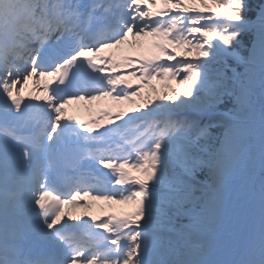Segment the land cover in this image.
Here are the masks:
<instances>
[{
	"label": "snow or ice",
	"instance_id": "snow-or-ice-1",
	"mask_svg": "<svg viewBox=\"0 0 264 264\" xmlns=\"http://www.w3.org/2000/svg\"><path fill=\"white\" fill-rule=\"evenodd\" d=\"M0 264H264V0H0Z\"/></svg>",
	"mask_w": 264,
	"mask_h": 264
},
{
	"label": "rangeland",
	"instance_id": "rangeland-1",
	"mask_svg": "<svg viewBox=\"0 0 264 264\" xmlns=\"http://www.w3.org/2000/svg\"><path fill=\"white\" fill-rule=\"evenodd\" d=\"M154 7H155V9L162 8L163 4H157ZM132 47H134V46H132ZM136 49H142L143 51H145L147 53V55H151L156 51L154 48H152L150 46V44H145V46L141 47V48L136 47ZM180 51H182V49H180ZM152 83L155 84L156 89H157V93H159V94H163L165 91L169 90V89H166L164 87L165 81L163 79L158 78L157 80L152 81ZM171 84L173 87H177V88L181 89V85L177 84L176 80H173ZM146 90H147L146 94H148L149 89L146 88ZM130 107H132V105L129 102L123 101V102L118 104L117 111H121V110L126 111ZM112 208H113V210L115 209V211L117 212L116 213L117 216H119L120 212H124L125 215H127V213L132 212L134 210L133 205L122 204V203H115Z\"/></svg>",
	"mask_w": 264,
	"mask_h": 264
},
{
	"label": "bare ground",
	"instance_id": "bare-ground-1",
	"mask_svg": "<svg viewBox=\"0 0 264 264\" xmlns=\"http://www.w3.org/2000/svg\"><path fill=\"white\" fill-rule=\"evenodd\" d=\"M29 80H32V78H30ZM34 82H35L36 84H38L37 81H32V82L30 81V83H28L27 85H23V84H22L23 91L27 92L28 95L31 96V97H35V93L38 94L37 91H34V90H33V88H34ZM38 85H40V84H38ZM40 88H41V87H40ZM39 94H41V93L39 92ZM74 102H75V101H74ZM75 103H76V107H77L79 110H82V109L84 108V106H85L81 101H76ZM79 209H80V208H78V209H76V210L72 209L71 211H70L69 209H66V210L64 209V210H65V212H66L69 216H75V215H80L79 213L76 212L77 210L80 212ZM87 209H89V207H88ZM87 209H86V210H87ZM69 218H71V217H69Z\"/></svg>",
	"mask_w": 264,
	"mask_h": 264
}]
</instances>
